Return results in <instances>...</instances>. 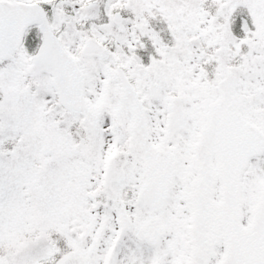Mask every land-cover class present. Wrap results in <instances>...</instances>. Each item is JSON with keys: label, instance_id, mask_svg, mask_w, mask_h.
<instances>
[{"label": "snow or ice", "instance_id": "obj_1", "mask_svg": "<svg viewBox=\"0 0 264 264\" xmlns=\"http://www.w3.org/2000/svg\"><path fill=\"white\" fill-rule=\"evenodd\" d=\"M0 264H264V0H0Z\"/></svg>", "mask_w": 264, "mask_h": 264}]
</instances>
